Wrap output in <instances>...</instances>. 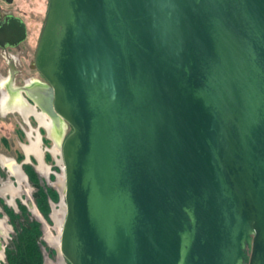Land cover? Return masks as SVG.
Here are the masks:
<instances>
[{"label": "water", "instance_id": "95a60500", "mask_svg": "<svg viewBox=\"0 0 264 264\" xmlns=\"http://www.w3.org/2000/svg\"><path fill=\"white\" fill-rule=\"evenodd\" d=\"M33 66L68 264H264V0H47Z\"/></svg>", "mask_w": 264, "mask_h": 264}, {"label": "flooded vegetation", "instance_id": "af4514ba", "mask_svg": "<svg viewBox=\"0 0 264 264\" xmlns=\"http://www.w3.org/2000/svg\"><path fill=\"white\" fill-rule=\"evenodd\" d=\"M13 1L10 5L0 1V128H13L12 133L16 137L17 148L13 158L6 159L0 155V168L7 174H16L14 168L10 169L14 163L19 167L22 176L28 179L25 166L31 167L37 176V158L41 166L40 158L43 160V154L48 155L51 160L48 148L45 147V151L40 153L39 146L44 147L51 142L53 148L51 151L59 150L60 125L58 120L47 116L42 108L47 105V86L33 66L34 52L43 19L40 22L29 19L28 22L24 12L12 13L10 7ZM18 27L23 32L21 37L18 36ZM32 128H36L33 141H37L28 146L32 140H26L29 135L27 133ZM1 145L7 148L8 139L4 135L0 137ZM18 156L21 158L18 159ZM3 159L11 164H4ZM44 160L47 161L46 157ZM5 197L7 199L9 195L6 194Z\"/></svg>", "mask_w": 264, "mask_h": 264}, {"label": "rangeland", "instance_id": "374dc122", "mask_svg": "<svg viewBox=\"0 0 264 264\" xmlns=\"http://www.w3.org/2000/svg\"><path fill=\"white\" fill-rule=\"evenodd\" d=\"M46 1L47 0H14L12 6L10 7V11H12V13L24 12V16L26 17V21L28 22L29 19H34L37 22H40L44 18ZM34 17H37V19H35ZM12 130L13 128H0V137L4 135L8 139L7 148H4L3 145L0 146V155L4 156L5 158H13L14 151L17 148V143L15 142L16 137L12 133ZM35 130L36 128L28 130L27 134L29 135L27 136L26 140H32L30 142L28 141V146H30L32 143H36L37 141H33L36 134ZM69 132V127L63 125L60 129V138H64ZM24 141L25 139L22 141L23 144ZM45 147L48 148L47 151L50 155L51 160L45 161V155H42L43 164L41 166L39 162V166L37 169V185L31 184L28 179H25L24 177H22V180L17 181L15 177L9 176L12 173L7 174L0 168V192L1 190L5 191L4 187L10 185L15 189V197L17 201H19L10 203V201H5L3 199L5 195L4 192H1L0 194V247L2 248V253L0 251V264H5L4 250L14 237V232L17 225H22L25 224V222L30 221L37 222L40 225L41 235L38 239V243H42V245H40V248L43 255V264H68L57 251L60 225L63 219V210L61 208L63 168L59 152L51 151L53 149L52 143L49 142V144L44 145V147L39 146L40 153H43L45 151ZM3 160L4 164H11L5 159ZM26 163L30 164L28 161H26ZM10 169L13 168L10 167ZM38 188L49 189L57 194L56 202H52L48 198L47 203L49 211L46 218L43 217L35 207L34 199ZM12 194L13 193H11V196ZM8 199L9 198H7L6 200ZM19 206H22L25 209V214H19ZM4 209L10 210L14 215L18 216L19 220L11 224L8 221V217L5 214Z\"/></svg>", "mask_w": 264, "mask_h": 264}, {"label": "trees", "instance_id": "16d2710c", "mask_svg": "<svg viewBox=\"0 0 264 264\" xmlns=\"http://www.w3.org/2000/svg\"><path fill=\"white\" fill-rule=\"evenodd\" d=\"M18 157V159L21 158V156ZM45 157L49 160L48 155ZM24 170L28 181L33 185H37V176L31 167L25 166ZM48 198L52 202H56L57 194L49 189H37L34 199L35 207L45 218L49 211L47 203ZM18 209L19 214H25L26 211L22 206H19ZM4 212L11 224L19 220L18 216L14 215L10 210L4 209ZM14 233V237L4 250L5 264H43V255L40 248L42 243H38V239L41 235L40 225L33 221L25 222V224L17 225Z\"/></svg>", "mask_w": 264, "mask_h": 264}, {"label": "crops", "instance_id": "0c3cea01", "mask_svg": "<svg viewBox=\"0 0 264 264\" xmlns=\"http://www.w3.org/2000/svg\"><path fill=\"white\" fill-rule=\"evenodd\" d=\"M7 159V158H6ZM40 160H41V163L43 164V160H42V158H40ZM37 161H38V158H37ZM38 166H39V161H38ZM11 168H14V170H16V175H13V174H11L13 177H15V179L18 181V180H22V174L20 173V171H19V167H17V166H15L14 165V163H13V165L11 166ZM42 170V169H41ZM10 171V170H9ZM10 185H8V186H5L4 187V189H5V191L4 190H1V192H4L5 193V195L6 194H8L9 195V199L8 200H6V201H10V203H14V201H16L15 199H16V197H15V193H16V191H15V189L13 188V187H9ZM1 192H0V194H1ZM11 193H13L12 194V196H11ZM5 195H4V199H6V197H5ZM2 196V195H1Z\"/></svg>", "mask_w": 264, "mask_h": 264}, {"label": "bare ground", "instance_id": "6f19581e", "mask_svg": "<svg viewBox=\"0 0 264 264\" xmlns=\"http://www.w3.org/2000/svg\"><path fill=\"white\" fill-rule=\"evenodd\" d=\"M46 126H48V125H46ZM45 128H47V127H45ZM47 130V129H46ZM56 150V149H55ZM59 151V150H58Z\"/></svg>", "mask_w": 264, "mask_h": 264}]
</instances>
